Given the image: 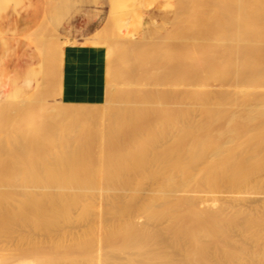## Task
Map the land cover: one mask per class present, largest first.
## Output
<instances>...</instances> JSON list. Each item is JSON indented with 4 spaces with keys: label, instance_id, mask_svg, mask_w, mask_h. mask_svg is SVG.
<instances>
[{
    "label": "bare ground",
    "instance_id": "bare-ground-1",
    "mask_svg": "<svg viewBox=\"0 0 264 264\" xmlns=\"http://www.w3.org/2000/svg\"><path fill=\"white\" fill-rule=\"evenodd\" d=\"M108 1L112 40L51 37L48 65L59 50L108 57L82 69L89 91L51 93L60 69L50 83L41 65L30 95L0 98V219L6 248L24 245L0 264L191 263L221 191L264 193V0H169L170 27L147 38L158 53ZM238 208L264 250V199Z\"/></svg>",
    "mask_w": 264,
    "mask_h": 264
},
{
    "label": "rangeland",
    "instance_id": "rangeland-1",
    "mask_svg": "<svg viewBox=\"0 0 264 264\" xmlns=\"http://www.w3.org/2000/svg\"><path fill=\"white\" fill-rule=\"evenodd\" d=\"M11 1L12 0H0V33H1V35L4 34L6 31V30H4V28H2L1 22H3L5 20V17L2 14H4V12H6V8L9 6ZM76 1L77 0H75V6L78 4L85 3V1L88 2V0H80V1L78 0L77 2ZM106 1H108V0H106ZM89 2L90 3L92 2L93 4H96V5L99 3L98 0H90ZM108 2H106V3L108 4ZM129 3L130 4L134 3L132 6V12L127 13L129 10H128V8L125 9L126 8L125 7L124 10H125L126 14L124 13V15H123V17H125V18L129 17L131 19V21H130L131 24H130L129 28L124 27L119 22V25L122 27V29L124 31H127V32H129V33H131V34H133L139 38L141 37V38H144L145 40H150L148 43H150L152 41L151 39H153V42L154 41L156 42V40H154L155 39L154 37L157 35V33L159 31L161 33L163 32L165 34L162 26L164 24L166 25L169 21L171 22V20H169V19H171L172 13L175 10L169 6V0H135V1L131 0V2L129 1ZM109 5H110V3L108 4V6ZM16 6H17V3L15 4V7ZM79 10L80 9L76 8L77 13ZM126 10H128V11H126ZM92 17H97L98 21H97L95 29H93L90 33H86L87 35L82 33V28H78V29L73 28L72 29L71 26H66V27H64V29L58 30V29L52 28L49 23H48L49 26L53 30L52 29L48 30L47 25L45 27V25L40 24V25H38L40 27L37 26L35 29H33L31 31V32H33L32 35H31V32L26 35L28 40L29 39H30V41L32 40V42H33L32 47H33V49L36 52V55L38 57V62L31 64L30 67H28L27 69L28 70L30 69L29 70V72H30L32 70L31 68L37 69L39 65H43L45 72L47 70L52 71L54 69L55 70L57 69L55 71V74L60 69L61 73L58 72L56 74V75L59 74L58 77L56 76L58 82L56 80H54L56 78L51 77V76H53V71H52V73L50 72L52 75H50V73L48 71L46 72V75L47 74L49 75V76L48 75L47 76L49 77L50 83H51V81L53 82V80L55 81L54 85L52 83L50 85V88L52 90L51 93L55 92L54 91L56 89L55 87H57V89L62 91L61 98H63L64 100H66V98L70 97V95L71 94L73 95L74 93L76 95V97L75 96L74 97H75V99H77L79 94H81V93L83 94V93L89 91V89L91 87L90 80L81 71L85 67H90V68L94 67V69H96V68L102 69L103 65H105L104 63L107 62L106 59L108 58L107 57L105 59V56H103L102 52H104V54H105L106 53L105 51H107L108 47H111L112 45L111 46L110 45L100 46L99 52H101V54H102L100 56H103V57H101L102 60L101 59L100 60H94V59H96L95 58V51L96 50H94L88 54H77V55H76V53H72L71 51H69V52L64 51L62 53L59 50L56 53L61 55L62 57L59 55L57 56L55 54L57 59L56 58H54V59H56L55 62L58 64L55 66L56 63L54 62L53 58H49V60H50L49 65L47 64V62H48L47 57L52 55V54H50V55H48V54H49V52H51V53L53 52V51H51L52 49H51L50 44L52 43L54 36H55V38H57L59 33H60L59 34L60 38L66 37V38H72V39H82V38H85L86 36H89L93 33H96L97 35L98 34L100 35L99 36L100 38H108L109 39L108 41H110V40H112V38L116 34L114 31L116 30V32H119L118 27L115 28V26H114L111 29L104 27L105 20H106V17H104V15H101L100 17H99V15H95V16L93 15ZM45 23H47V22L44 21V24ZM166 26L170 27L169 24H167ZM102 28L105 30H103ZM114 28H115V30H113ZM159 28H161V29H159ZM106 29L109 30L108 31L109 34L107 33ZM165 29H166V27L164 28V30ZM167 29L165 31L168 32L169 30H167ZM55 30L57 31V33ZM112 31H113V35H114L113 37L111 36ZM38 32H39V34L36 35ZM105 32L107 33L108 37L105 34ZM46 33H48V34H46ZM159 33H158V35H159ZM32 36H34L35 39H34V37H33V39H31L30 37H32ZM68 36H70V37H68ZM110 36L112 38H110ZM116 36H118V34H116ZM147 38H151V39H147ZM44 39H45V41H44ZM122 41H124V40L122 39ZM153 42H151L152 44H150V45L148 44L147 47H149L151 45H153L152 47H155L156 44H159L158 42H156V44H154ZM46 46H47V49L48 48L50 49L49 51L47 50L48 52H44V51H46ZM157 47L158 46H156L155 49L154 48H149V49H151V51H153L152 49L157 51V49H158ZM159 48H161V50H162V47L159 46ZM107 52H109V51H107ZM158 52H160V51L158 50L157 53ZM41 56H42V58H41ZM53 57H55V56L53 55ZM60 58L62 60H60ZM88 58H90V61H88L89 60ZM42 59H43V63L40 62ZM51 59L53 60V63L51 62ZM107 60H109V59H107ZM40 63H42V64H40ZM13 67H16V66H12L9 69V71H10L9 74L13 75L14 77H11L12 83L9 86V88L6 89V94L8 95V98L9 99H17V98L23 97L25 94L30 95L32 90H33V86L31 85L32 87L31 86L27 87L23 82L26 77L17 76V74H19L18 72H21V71L19 70V68H13ZM21 74H22V72H21ZM120 79L121 78H119L118 80H120ZM59 83H60V85H59ZM151 83L152 82H150V84H147L149 86L146 85V87L151 88L152 86H154ZM31 84H33V81H31ZM59 86H60V88H58ZM52 88L53 89L55 88V89L53 90ZM28 89H29V91H27ZM57 89H56V91H57ZM25 90L28 93H25ZM44 92H46V95H49V93H47V91L45 89V91H43V93H42L43 96L41 97V95H40V98H42V99H44V97H45ZM6 94H4V93L0 94V98L6 100ZM75 99H73V100H75ZM0 132H1L0 134L4 136V139H3L2 138L3 136L0 135V137L2 138V139L0 138L1 139L0 148H1V146H3V147L5 146L4 147L5 151H1L3 147L0 150L1 151L0 157H2V156H6L3 154L4 152L6 154V142H4L6 140L5 139L6 138V127H2V129H0ZM2 133H4V134H2ZM1 142H2V145H1ZM2 168L0 166L1 172L4 171V169L2 170ZM4 172L5 173H3V174L0 173V174H1V176L4 175L6 177V170ZM4 176H3V179L5 181L2 179V177H0V179H1L0 183H3V181H4L5 185H7L6 184V178ZM5 185L0 184V187H4ZM218 196H219L218 197L219 199H217V200H219L220 203L215 202L214 206L213 205L210 206L211 208L213 207L212 210L215 209L217 212L214 211L210 218H208V216L205 217L203 214L201 215V217H202L201 219H202V222H203L205 227H210V226L214 227L215 231H214L213 237H208L207 234L201 235L199 246L196 247V249H192L191 253H190L193 261L191 263H189L188 260L186 258H184L182 264H264V250H262L261 246L257 245V243L254 240H252L248 235H245V233L243 232L246 229V227L248 230L249 229L252 230V228L255 229L256 227L253 226L254 222L252 221V223H251V221H250V225H249L248 224L249 220L248 219L245 220L244 214H242L240 212V209L238 208L242 204L245 205L246 203L251 205V206L260 203L261 200L264 199V193H262L261 188L255 187V188H252L251 190L248 189L245 192H238L237 188L232 189V190H228V191L224 190V191H221L218 194ZM232 204L234 205V207H232ZM9 207H11L13 209H17V207H19V204L18 205L17 204L10 205ZM206 208H209V207H206ZM220 208H222L223 211ZM214 213H217V215H214ZM0 220H1L0 221V255L3 254L1 256H4V254H5L4 257H6L7 252L8 253L9 252L10 253H18L21 249H23L22 247L24 245L20 244L21 247H17V245H15V242L17 241L18 238L16 239V237H12L9 239V241H10V242L8 241L9 246L6 248V233H5L6 231L2 229L3 220L2 219H0ZM73 225L72 226L74 228H76L75 230L81 229V226H82V224L80 222L79 223L77 222V224H76V222H74ZM78 226H80V228ZM65 227H68V226L65 225ZM35 235L38 236L39 232L37 234L35 233ZM19 242L17 241L16 244L17 243L19 244ZM13 245H15V246H13ZM9 249H10V251H9ZM5 250H6V252H5ZM28 254L30 255V253H28ZM178 254L179 253L174 252V255L176 257L179 256Z\"/></svg>",
    "mask_w": 264,
    "mask_h": 264
},
{
    "label": "crops",
    "instance_id": "crops-1",
    "mask_svg": "<svg viewBox=\"0 0 264 264\" xmlns=\"http://www.w3.org/2000/svg\"><path fill=\"white\" fill-rule=\"evenodd\" d=\"M89 1L76 6L75 0L11 1L6 8V12L2 14L5 20L1 22L2 28L6 29V31L0 36V94H6V89L12 83L11 77L14 76L9 74V69L12 66H16L13 68H19L22 72V74L18 72L17 76L26 77L23 82L27 87L31 85L34 87L41 71V65L37 69L31 68L30 72V69H27L31 64L38 62V57L32 47V43L27 40L25 35L43 23L45 18V22L49 20L47 23L54 29L59 30L64 29L66 26H71L72 29L82 28V33L87 35L86 33H90L95 29L98 21L97 17H92L93 15H99V17L104 15L106 17L108 13L112 12L111 5L108 6L106 0H98L99 3L97 5ZM129 1L131 2V0H115L116 3L113 9L118 21L126 28H129L131 19L123 17L124 13L126 14L124 8H128L129 11H126L130 13L134 4H130ZM16 3L17 6L15 7ZM76 8L80 9L78 13ZM40 21L43 22L40 23ZM31 81H33V84H31ZM27 91L25 90V93ZM6 97H8L7 94Z\"/></svg>",
    "mask_w": 264,
    "mask_h": 264
}]
</instances>
